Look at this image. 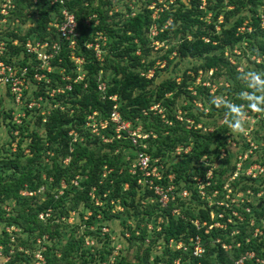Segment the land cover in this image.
<instances>
[{
  "label": "trees",
  "instance_id": "obj_1",
  "mask_svg": "<svg viewBox=\"0 0 264 264\" xmlns=\"http://www.w3.org/2000/svg\"><path fill=\"white\" fill-rule=\"evenodd\" d=\"M120 1L62 0L49 5L46 0L35 4L14 0L10 18L19 23L12 31L0 34L7 60L27 64L29 56L23 46L27 39L60 40L48 25L61 20L64 8L77 23L74 55L83 59V77L77 80L80 71L70 58L67 44L61 41L59 54L51 61V84H39L31 95L42 97L40 108L44 113L40 114V108L27 111L17 127L10 122L11 110L4 114L9 140L0 147V257L7 258L2 264H34L37 251L43 256L42 264H235L245 252L264 260L263 176L238 175L229 182L231 197L247 189L262 196L256 204L250 198L249 202L229 201L228 207L201 200L192 179L197 176L204 180L211 170L210 181L215 185L206 187V194L218 190L217 199L224 200L223 185L236 169L229 151L221 158L224 168L210 169L203 159H218L226 149L225 135L232 119L227 103L241 105L244 113L252 112L241 94L254 91L246 73L256 72L264 79V0H163L166 8L157 12L155 19L149 6L157 0H133L132 7L126 0L124 11L115 10ZM90 16L95 18L87 25L85 20ZM27 22H33L32 26L24 30L21 25ZM152 26L157 30L154 39L168 43L158 57H150ZM98 35L103 38L96 41L100 59L86 47L95 43ZM14 40L16 45H12ZM171 54L174 56L169 59ZM250 56L254 60L250 61ZM243 58L251 65L239 71ZM173 59L188 60L190 66L181 70ZM159 62L164 63L162 67ZM150 70L153 72L148 78ZM163 71L170 75L159 77ZM65 77L69 79H62ZM220 80L222 85H218ZM101 82L104 92L98 90ZM66 84L71 85L70 90L48 96L52 87ZM112 96L116 97L114 102L109 99ZM216 96L223 99L216 102ZM31 98L26 97L25 103ZM114 104L123 121L131 127L141 126L148 134L145 152L162 166L164 177L172 174L179 188L190 191L188 198H177L165 210L156 201L150 202L155 199L152 192L138 186L136 177L128 174L131 160L126 156L132 157L135 149L130 141L125 136L116 139L109 125L100 130L102 137L110 140L104 142L86 126L85 120L93 112L98 121L108 120ZM154 105L163 118L150 109ZM176 108L182 120L175 118ZM223 118L225 121L217 124ZM257 121L258 129L251 137L254 148L242 167L254 162L264 172V118ZM199 124L201 127H197ZM13 130H17L16 136L11 134ZM247 148L246 144L240 155ZM253 155L257 161L251 160ZM75 180L77 185L73 184ZM59 190L62 193L58 195ZM95 199L100 206L95 205ZM110 202L121 206L123 212H112ZM173 208L179 210L177 215L171 214ZM232 210L237 216L231 214ZM71 211L77 216L72 225L65 221ZM85 211L90 212L86 219ZM159 217L162 223L156 230ZM132 218L136 221L126 227L125 221ZM113 220L119 221L126 249L110 262L113 247L101 230ZM149 223L153 225L151 230L147 229ZM215 223L222 228L212 226ZM255 228L261 233L254 236ZM123 229L129 231L128 237ZM195 235L204 247L199 258L192 256L188 241ZM86 236L95 243L85 245ZM170 241L173 245L182 242L188 248L175 249L169 246ZM222 245L230 246L229 250Z\"/></svg>",
  "mask_w": 264,
  "mask_h": 264
},
{
  "label": "built area",
  "instance_id": "obj_2",
  "mask_svg": "<svg viewBox=\"0 0 264 264\" xmlns=\"http://www.w3.org/2000/svg\"><path fill=\"white\" fill-rule=\"evenodd\" d=\"M34 4L36 3L37 0H31ZM49 5H54L58 2L62 3V0H46ZM157 4L160 6L158 7L157 4L152 3L149 6V9H153L152 13V18L155 19L157 17V12L161 11L162 8H166V3L162 4L163 0H157ZM169 2H172L170 0ZM14 0H0V34L4 33V31L9 29V31H12L15 27L16 24H18V20H11V13L14 9ZM60 16L61 20L59 22H52L49 23L48 25V30L49 28H54L58 34V38L60 40H35V39H27L25 43L23 44L24 50L27 53L28 57V62L26 65L21 66V65H16L12 61L7 60V56L4 55L5 52V45L4 42H0V87L2 89L6 90V92L11 96L12 98V103L18 107H22L21 113L19 112L15 116H13L12 113V118H11V123L17 127L21 124V121L23 118L26 117V112L29 110L33 109H39L40 108V102H42V97H36V98H31V100L28 101V103H25L26 96L29 91V85L34 84L35 88L39 84H45V85H50L51 81L48 77V74L53 71V65H52V59H54L58 54L61 49V41L65 42L67 44V49L70 50V58L75 62L77 65V69L79 70L80 65L82 64L83 59L80 57H76L74 55V49L76 45V39L78 37L77 34V23L75 20V17L72 13H70L68 10L62 8L60 11ZM95 18V16H90L85 20V23L87 25H90L92 20ZM96 23V21H94ZM149 33L155 38V35L157 34V30L154 26H152L149 30ZM97 40H103L100 35H98L94 41L95 43H89L86 45L87 48H92L94 50L95 56L96 53L98 52V56H96L98 59H100V49L99 43H97ZM157 41V40H156ZM16 40L12 41V45H16ZM4 55V56H3ZM24 53H20V58L22 59ZM80 71V70H79ZM151 73V74H150ZM211 73V72H210ZM152 72L148 71L147 77H151ZM83 77V74H82ZM82 77H77V80H81ZM65 80H68V77L62 78ZM71 85L66 84L64 87H52L48 93V96L52 97L56 93H63L65 90H70ZM98 90L100 92L105 91V84L104 83H99L98 84ZM110 100L113 102L116 100L115 96L109 97ZM154 112H159L161 113V110L158 109L157 105H154L150 108ZM44 110L40 108V114H43ZM180 113V112H179ZM96 113L93 112L92 114L88 115L85 122L86 126L91 128V132L95 135H100L101 138L103 139L104 142L110 141L109 139H106L102 137L103 135L100 133V130H103L107 128L109 125L113 127V135L115 136L116 139H120L122 136H125L129 141L130 144L135 148L133 149L134 153L132 157L126 156V160H131V163L129 164L128 167V174L131 176L136 177V184L144 189H147L148 191H151L152 194L154 195L155 199H151L150 202L154 203L156 201L158 203V206L160 209H167L170 207V205L176 203L177 198H188L190 195V191L186 188H179V186L174 183L175 178L172 174L167 175L164 177L163 172H162V166L156 165L158 162L156 159H152L149 154L145 152L146 149V144L144 141L147 139L148 134L144 132L141 128V126L137 127H131V124L127 121H123L121 119V116L119 112L117 111V105L114 104L112 106V109L109 113V118L108 120H100L98 121L96 118ZM164 115H161V118H163ZM175 118L178 120H182L180 117V114H176ZM191 123V121H187ZM11 134L13 136L17 135V130L11 131ZM180 149H176V154H179ZM186 152V151H185ZM242 157L239 156L238 159H241ZM247 157L242 160L241 164H235V171L230 176L229 178L234 181V179L238 175H244L250 178H256L259 175H262L260 172H263V169L261 166H253V169H258L255 170L257 171L256 174H252L250 170L244 171L242 164L243 161H245ZM253 165L250 164L248 165L249 167ZM247 168V167H246ZM245 169V168H244ZM264 173V172H263ZM211 178V170L205 175V179H201L200 177H193L192 179L195 181V188H196V193L198 196L201 197V200L205 198L207 200L209 205L216 204L219 206L224 205L225 207L229 206V201L230 203H234L235 201H239L240 203L243 202L245 199L249 202L250 198L253 196L261 197L262 193L258 192L255 195L250 189H247L244 192H239V193H247V198H244L243 200H239L236 197H239V193H237L234 197H231V188L229 182H226V184L223 185V190L225 191L224 193V200L219 201L217 199V194L218 190H212L210 194H206V187H210L211 185H215L214 183H211L210 181ZM264 179V176H263ZM166 180V182H165ZM230 181V182H232ZM74 185H77V181H73ZM63 187V185H62ZM126 187V185H125ZM238 190V189H237ZM31 195L30 193H28ZM93 197V196H92ZM218 200V201H217ZM212 201V203H211ZM95 205L100 206L101 204L97 199H95ZM112 206V212L114 211L115 208L119 207V205L114 204L113 202H110ZM248 211V209H246ZM73 214L74 212L69 213ZM179 213L178 209H171V214L172 215H177ZM90 212L85 211L84 213V219L89 216ZM231 214L234 216H237V212L232 210ZM211 218L213 217V214L211 213ZM219 217L222 216V214H218ZM42 218V215L39 216ZM68 217V218H69ZM67 218V219H68ZM240 218V217H239ZM67 219L65 221L67 222ZM241 220V218H240ZM229 222H231V219H228ZM68 223V222H67ZM157 225L159 230V225L162 223V218L159 217L157 219ZM250 225H253V221L249 220ZM193 224L198 228L199 224L197 221H194ZM152 224H147V229L151 230L153 229ZM202 225H205V223H202ZM214 227H219L222 228V224L220 223H215L212 225ZM212 226H209L208 228L211 229ZM262 226H264V220L262 221ZM104 228H102L103 230ZM261 232L259 231L258 228L254 229L253 235L255 236L256 234H260ZM190 242V249H191V254L194 257H201V255L204 252V247L201 241V238L198 235H195L193 238H189L188 240ZM39 242V241H38ZM217 242H219L217 240ZM92 243V241H91ZM169 246L172 247L174 246L175 249H181L185 251L188 247L187 245H184L182 242H177L175 245H173L172 241L169 242ZM224 250H229L230 246L222 245ZM43 249V248H42ZM34 258L37 260V263L34 264H42L44 262L43 256L40 251H37L34 254ZM247 261H252L253 264H264V260L256 257L253 252H245L242 256H240L234 263L235 264H245Z\"/></svg>",
  "mask_w": 264,
  "mask_h": 264
},
{
  "label": "rangeland",
  "instance_id": "obj_3",
  "mask_svg": "<svg viewBox=\"0 0 264 264\" xmlns=\"http://www.w3.org/2000/svg\"><path fill=\"white\" fill-rule=\"evenodd\" d=\"M123 1H126V0H123ZM123 1L122 2L120 1V3L116 4L115 10L124 11L126 9V7L124 6L125 2H123ZM130 2H131V4H129V5H130V7H132L133 0H130ZM32 23L33 22H27L26 25H21V27L25 30L28 27H31ZM6 31L8 32L9 29L7 28ZM149 39L151 41L150 46L152 47V53L150 54V57H158L160 55H163V53L166 51V49L168 47V43H166L165 41H163V42L156 41L154 39V37L151 35V33H149ZM6 40H7V38H6ZM99 49L100 48L98 47L97 50H99ZM96 56H98V52L96 53ZM173 56H174V54H171L169 56V59H172ZM100 58H101V50H100ZM252 60H254V57L250 56V61H252ZM256 60H259V59H256ZM250 61H247V60H245V58H243V60H241L239 62L240 65L237 67L238 70L241 71L243 69V66H248V65L250 66L251 65L249 63ZM232 62H236V61L233 59ZM159 63H157V64H159V67H162L164 64L163 62H159ZM173 64H176L177 68H179L181 70H185V69H187V67L190 66V61H188V60L179 61L177 59H173ZM250 68L252 69V67H250ZM79 70H80V68H79ZM79 70L77 69V71H79ZM150 72H153V71L150 70ZM82 74H83V72L80 71L79 77H82ZM169 75L170 74L168 72L163 71V72H161V74H159V77H161V78L162 77H168ZM206 78H208V76H206ZM219 83L222 85L223 81L220 80V81H218V85H219ZM34 86H35L34 84L29 85V91H28V94L26 96L27 98H31L32 92L36 89ZM225 86H226V83H225ZM214 90H215V86L210 90V93L212 94L214 92ZM221 98L222 97L216 96L215 97L216 102L221 100ZM0 99L2 101V104L0 103V111L3 108L2 112H0V147H1L2 144L6 145L7 141L9 140V133L6 131V129L8 130V128L6 127V124H5L8 121H7V119H5L4 114L6 113V111L11 110V114L13 113V116H15L19 112L21 113L23 106L18 107L16 105H14L12 103V99L9 97L6 90L2 89V87H0ZM44 102L46 103V101H44ZM181 103H182V105L184 104V102H181ZM177 105H180V102L177 103ZM196 105L198 107H200V104L198 102H196ZM251 111L252 112H250V113H247V111L245 112V115H244L243 121H242V130L233 129L231 127V125L228 126V130H227V133L225 135V143L227 144L226 149L225 150L223 149L220 152L219 158L214 159L212 161H210L208 158L203 159V161L209 165L210 169L217 168L218 166H221L222 168L225 167V164L221 162V158H223L227 155V153H226L227 150L230 153L231 162L235 163V164H239V165L241 164V162L245 158V156L247 157L251 153V150L254 148V144L251 140V137H253V133L258 129L257 128V126H258L257 120L259 118H264V110H262L261 113H257L255 110H251ZM179 112H180V109L176 108V114H180ZM157 113L162 115V113H159V112H157ZM256 113H257V115H256ZM224 118H225V116H224ZM224 118L218 120L217 124H222L225 121ZM4 119H5V121H4ZM3 121L5 123H3ZM197 127H201V125L199 124V125H197ZM208 130L211 131V129H208ZM246 144L248 145L247 150L244 151V153L242 155H240L239 152L245 147ZM11 147H12V149H14L15 143H13L11 145ZM239 156H241L242 158L238 159ZM255 158H256V156L253 155L251 160L257 161V159H255ZM254 165L257 167L258 166L260 167V164L253 162V165H251L250 167L247 166V168H245L243 170L244 171L250 170L252 174H256L257 171H255V170H258V169H253ZM209 171L210 170H208V172ZM259 173L263 174V176H264L263 172L259 171ZM193 177H196V176H193ZM230 181H232V179L228 178L227 182H230ZM61 193H62V190H59L58 195ZM24 194H26V193H24ZM258 194H260V193H258ZM247 195H248L247 193H239V197H236V198H238L239 200H241V199L243 200L244 198H247ZM259 199H260L259 197L253 196L251 198L252 204L258 203ZM211 203H212V201H211ZM114 211L123 212L121 206L115 208ZM46 216H48V214H46ZM43 218H44V216H43ZM75 221H77V216H76V214L71 213L70 217L67 219V222L72 225V224H74ZM134 221H136L135 218L127 219L125 221V226L126 227H128V226L132 227ZM106 225L107 226L103 227L104 229L101 230V232H102V234L107 235V238L110 242V246L113 247L112 254L110 257V262H111L113 257L117 256L121 250H122L121 252L125 251L126 241H124L122 236H121V233H120L121 232V226L119 225L118 220H113L112 222H107ZM9 229L13 230L12 228H9ZM156 229H158V227H156ZM124 231H125L124 236L128 237L129 231H127V230H124ZM119 240H121L122 243H120ZM147 240H148V238L146 239V242H147ZM85 241H86L85 245H87V246H91L95 243V241L93 239H89L87 236L85 237ZM91 241H92V243H91ZM39 242L37 241V244ZM156 249L159 250V246H156ZM6 259L7 258L0 257V264H2V262H4ZM33 262L37 263V260L34 258Z\"/></svg>",
  "mask_w": 264,
  "mask_h": 264
},
{
  "label": "clouds",
  "instance_id": "obj_4",
  "mask_svg": "<svg viewBox=\"0 0 264 264\" xmlns=\"http://www.w3.org/2000/svg\"><path fill=\"white\" fill-rule=\"evenodd\" d=\"M246 74L254 91L242 93L241 95L248 101V108L255 111H262L264 110V79L261 78V74L256 72H248ZM221 103H223V101H221ZM226 107L232 116L230 121L231 127L236 130H242V121L245 115L242 106L227 103Z\"/></svg>",
  "mask_w": 264,
  "mask_h": 264
},
{
  "label": "water",
  "instance_id": "obj_5",
  "mask_svg": "<svg viewBox=\"0 0 264 264\" xmlns=\"http://www.w3.org/2000/svg\"><path fill=\"white\" fill-rule=\"evenodd\" d=\"M259 206H260V204L257 205V207H259Z\"/></svg>",
  "mask_w": 264,
  "mask_h": 264
}]
</instances>
